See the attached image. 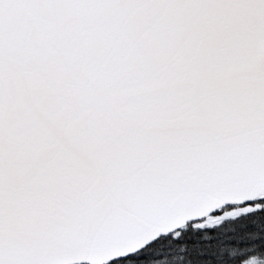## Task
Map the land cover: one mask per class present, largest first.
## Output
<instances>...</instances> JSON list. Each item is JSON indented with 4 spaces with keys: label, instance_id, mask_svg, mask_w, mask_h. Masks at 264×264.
<instances>
[{
    "label": "snow or ice",
    "instance_id": "1",
    "mask_svg": "<svg viewBox=\"0 0 264 264\" xmlns=\"http://www.w3.org/2000/svg\"><path fill=\"white\" fill-rule=\"evenodd\" d=\"M0 264H264V0H0Z\"/></svg>",
    "mask_w": 264,
    "mask_h": 264
}]
</instances>
